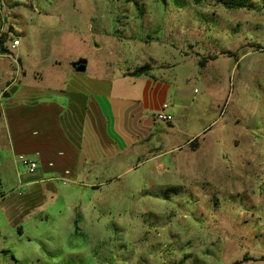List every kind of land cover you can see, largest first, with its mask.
<instances>
[{"label": "rangeland", "instance_id": "obj_1", "mask_svg": "<svg viewBox=\"0 0 264 264\" xmlns=\"http://www.w3.org/2000/svg\"><path fill=\"white\" fill-rule=\"evenodd\" d=\"M0 37V264H264V0H0ZM102 56L175 59L193 118L161 165L132 155L93 185L30 172L4 88Z\"/></svg>", "mask_w": 264, "mask_h": 264}, {"label": "crops", "instance_id": "obj_2", "mask_svg": "<svg viewBox=\"0 0 264 264\" xmlns=\"http://www.w3.org/2000/svg\"><path fill=\"white\" fill-rule=\"evenodd\" d=\"M118 54H111L116 56L114 60H130L128 55ZM164 62L153 64L147 73L132 75L148 62L123 67L102 56L98 67L91 69L87 64L85 71L78 72L71 63L53 75V85L28 83L22 88L20 77L26 74L17 73L4 88L7 92L18 86L6 111L13 128L11 149L18 155L37 158L36 172L49 176L48 181L69 170L68 179L93 185L88 176L96 169L117 171L132 155L140 159L153 153L156 165L163 164L160 157L169 147L167 143L174 138V131H182V123L193 118L195 104V98L181 85L176 60ZM164 103L169 104L171 122L157 119ZM200 133L185 138L186 144Z\"/></svg>", "mask_w": 264, "mask_h": 264}, {"label": "built area", "instance_id": "obj_3", "mask_svg": "<svg viewBox=\"0 0 264 264\" xmlns=\"http://www.w3.org/2000/svg\"><path fill=\"white\" fill-rule=\"evenodd\" d=\"M19 44H20V41L18 39H15L12 44V47L14 48ZM168 109H169V104L164 103L159 110L157 119L160 121H164V122H171L173 120V115L168 112ZM19 160L22 161L28 167L30 172L36 171L39 167V162L37 158H30L26 155L20 154ZM49 166L53 167V163H49ZM70 175H71V172L69 170L64 171V173L62 174L63 184H66L68 182L69 180L68 178L70 177Z\"/></svg>", "mask_w": 264, "mask_h": 264}, {"label": "trees", "instance_id": "obj_4", "mask_svg": "<svg viewBox=\"0 0 264 264\" xmlns=\"http://www.w3.org/2000/svg\"><path fill=\"white\" fill-rule=\"evenodd\" d=\"M203 0H193L194 3L196 4H200ZM6 38L5 37H0V41L2 43V48L0 52H8L9 50L3 46L4 42H5ZM151 69V66L149 64H144L140 67H137L134 71H132L130 74L132 75H141L144 73L149 72V70ZM194 142L193 144H195V142H197V140L195 141V139L192 141Z\"/></svg>", "mask_w": 264, "mask_h": 264}, {"label": "water", "instance_id": "obj_5", "mask_svg": "<svg viewBox=\"0 0 264 264\" xmlns=\"http://www.w3.org/2000/svg\"><path fill=\"white\" fill-rule=\"evenodd\" d=\"M73 68L78 72H83L86 70L87 67V60L86 59H80L75 61L72 64ZM18 89V86L11 87L3 96L4 97H10L12 94H14Z\"/></svg>", "mask_w": 264, "mask_h": 264}]
</instances>
